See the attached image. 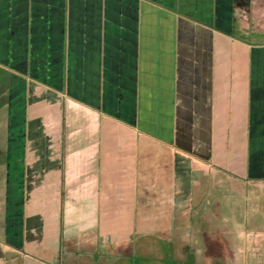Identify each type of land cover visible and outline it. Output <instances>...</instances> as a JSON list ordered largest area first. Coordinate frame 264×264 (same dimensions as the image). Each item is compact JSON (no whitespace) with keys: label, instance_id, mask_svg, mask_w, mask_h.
Segmentation results:
<instances>
[{"label":"crops","instance_id":"obj_1","mask_svg":"<svg viewBox=\"0 0 264 264\" xmlns=\"http://www.w3.org/2000/svg\"><path fill=\"white\" fill-rule=\"evenodd\" d=\"M12 1L0 59L53 35L69 80L60 94L0 70V264L74 263L93 239L103 257L171 231L174 201H203L209 180L264 186L248 175L251 160L264 179V44L249 42L264 38V0H25L23 16Z\"/></svg>","mask_w":264,"mask_h":264},{"label":"rangeland","instance_id":"obj_2","mask_svg":"<svg viewBox=\"0 0 264 264\" xmlns=\"http://www.w3.org/2000/svg\"><path fill=\"white\" fill-rule=\"evenodd\" d=\"M24 1H12L9 6V11L14 12H10L12 16H15L13 15L15 13L23 16L20 5H24L21 3ZM4 9L7 13L6 8ZM23 29L21 28L20 31ZM4 40L6 41L0 45H5L6 55H11L15 39ZM31 40L27 39L26 50L20 62H13L14 58L4 55L6 58L0 59V70H18L28 79L43 84L49 89L59 90L62 94L69 80L67 40L55 39L53 35L45 36L46 45L37 54L33 51L34 45ZM42 42L44 43V39ZM249 42L262 45L264 38L249 39ZM0 113H2L1 109ZM251 164L250 160L249 177L254 179L253 182L258 180L264 185V179L253 178ZM182 169L186 171L183 162L176 167V175ZM210 182L211 187H209ZM250 185V189L255 192V198L251 192L248 193L251 190L245 189L244 184L239 185L238 192L225 194L223 185L215 189L214 184L209 180L197 188L199 190L193 191L195 195L204 191L203 201H174L171 231L164 230L157 236L147 233L137 235L132 244L129 241L115 243L116 245L111 246L109 250L110 254H105L104 258L90 253L97 245V240L93 239L79 247L82 249L77 251L79 254L72 256L74 263L72 260L65 263L110 264L112 262H108L106 256L110 257L112 254L117 258L109 259L115 264H264V186L257 185L256 182ZM246 195L254 199L244 200ZM70 240L68 238L64 241L65 247L70 245L68 251H72L71 246L75 247L72 245L73 240ZM98 248L100 253L108 252L101 246Z\"/></svg>","mask_w":264,"mask_h":264}]
</instances>
